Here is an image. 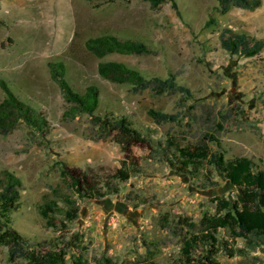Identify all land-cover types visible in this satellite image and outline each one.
Returning a JSON list of instances; mask_svg holds the SVG:
<instances>
[{
  "label": "rangeland",
  "instance_id": "obj_1",
  "mask_svg": "<svg viewBox=\"0 0 264 264\" xmlns=\"http://www.w3.org/2000/svg\"><path fill=\"white\" fill-rule=\"evenodd\" d=\"M259 1L253 11L222 12L218 0H176L177 9L144 0H0V103L4 82L46 120L43 129L19 122L0 134V178L9 171L22 183L11 228L24 238L13 260L0 244V264H188L186 251L190 264L203 256L213 264H264V247L227 230L211 245L187 249L204 218L216 216L236 190L209 161L193 165L180 153L207 143L213 154L250 159L264 172V51L231 55L220 38L231 29L264 41ZM104 35L143 43L149 53L98 60L85 43ZM101 61L124 63L147 80L173 79L189 94L135 93L101 77ZM51 63L64 64L76 92L99 88L96 115L123 118L141 133L131 154L118 141L120 130L104 132L88 115L64 117L70 105ZM150 110L175 121L157 123ZM72 176L81 180L80 193ZM47 204L54 211L45 219ZM6 232L1 227L9 239Z\"/></svg>",
  "mask_w": 264,
  "mask_h": 264
},
{
  "label": "trees",
  "instance_id": "obj_2",
  "mask_svg": "<svg viewBox=\"0 0 264 264\" xmlns=\"http://www.w3.org/2000/svg\"><path fill=\"white\" fill-rule=\"evenodd\" d=\"M152 8H157L164 3H171L177 9L176 0H144ZM219 8L222 12H227L235 7L247 11H253L260 7L259 0H218ZM222 48L231 55H238L244 58H255L264 51V41L257 40L246 34L237 33L231 29H224L220 35ZM87 52L98 60H103L110 54L136 55L142 56L149 53L148 48L140 42L122 41L117 37L104 35L91 38L86 41ZM52 80L58 84L62 90L65 100L70 108L65 112L64 117L74 119L80 115H88L93 123L107 133L120 130L119 143L123 146L127 154H131L135 142L144 139L140 132L133 130L131 126L122 119H103L96 115L99 106L100 91L97 86H90L84 93L76 92L65 79L66 69L62 63L49 64ZM101 77L118 85H128L133 92L140 93L151 90L155 96L175 94L178 92H189L178 86L173 79L154 78L147 80L140 72L129 68L124 63L116 61H101L97 67ZM1 87L6 92V98L0 103V134H9L19 122H25L29 127L41 128L46 125L45 118L29 105L19 100L14 93L1 82ZM149 115L157 123H169L175 121L173 115H168L155 110H150ZM129 134L127 140L123 137ZM208 137L210 142L216 141L214 137ZM183 161L193 165L204 164L209 161L216 166L220 173L229 181L231 187L236 190V196L223 200L217 210V215L206 217L203 220L204 231L186 242L187 249L199 248L201 244L211 245L216 241V235L220 230L229 231L235 238H243L248 243H255L259 247H264V172H255L252 160L247 158H237L226 160L221 154H213L207 143L190 150L180 149ZM185 159V160H184ZM74 187L81 192V180L71 177ZM21 180L9 171H4L0 178V231L6 226V237L0 234V244L9 246L11 259L19 257L23 252L20 243L24 238L11 228V216L16 207L18 190ZM89 197V196H86ZM92 196L90 198H94ZM57 209L56 203H52ZM52 204H47L40 210L43 218L48 219L49 210ZM6 239V240H4ZM149 249L147 254H151ZM187 263L192 257V252H184ZM26 257H29L26 255ZM34 257L31 258L33 260ZM208 258H198L199 264H213Z\"/></svg>",
  "mask_w": 264,
  "mask_h": 264
}]
</instances>
